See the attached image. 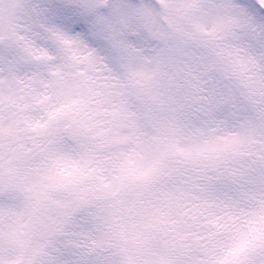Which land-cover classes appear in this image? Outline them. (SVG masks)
<instances>
[{"label":"rangeland","instance_id":"rangeland-1","mask_svg":"<svg viewBox=\"0 0 264 264\" xmlns=\"http://www.w3.org/2000/svg\"><path fill=\"white\" fill-rule=\"evenodd\" d=\"M105 1L0 2V264H130L146 241L134 264H264L243 179L210 191L184 167L135 206L131 187L164 158L264 159V0ZM172 24L218 32L245 100Z\"/></svg>","mask_w":264,"mask_h":264},{"label":"trees","instance_id":"trees-1","mask_svg":"<svg viewBox=\"0 0 264 264\" xmlns=\"http://www.w3.org/2000/svg\"><path fill=\"white\" fill-rule=\"evenodd\" d=\"M112 10L113 12H115L114 9ZM188 37L191 39L194 38V41L197 44H199L200 46H203L202 48L205 49L207 53L213 57L218 67H221L222 61L218 59L219 57L216 55L215 50L212 49L211 46H209L210 42L212 43L213 41H215L216 39L215 34H211L207 36H199L194 33H190ZM170 42L173 44H176L174 43L173 39H171ZM170 48H171V52L170 53L168 52L170 55V60L168 62V65H166L165 67L166 71H165V74L162 76L161 80L165 79L166 72H170V70L174 69L172 62L174 63L173 60L175 57H173L174 54H172L173 48L171 44H170ZM166 54H167V51H166ZM244 152H248L246 147L240 148L239 150L236 149L230 153H226L225 155L221 157H217L216 159L215 158L202 159V160L195 159V160H190L189 162L188 161H174L170 158H164L160 162L159 168L156 171L155 175L152 176L145 183L138 186V188L136 189L137 197L145 196L151 193L153 190L159 188L161 185H165L169 180L174 179L176 169H182L184 167H187L188 169H192L196 173H198V171L200 170L210 168L211 170H213L212 172L213 180L222 182L224 186H226L227 188H231L235 184L234 181H236L238 178L239 169L227 168L228 167L227 164H229L231 160L235 158H239L240 155L244 154ZM169 166H172V167H169ZM257 176L261 178V172H258ZM167 178H169V180ZM251 183H252V180L244 179L242 184L243 185L247 184L249 186L251 185ZM252 192H254L253 189H250V194ZM259 193H263V192L260 191ZM154 244H158L157 241H146V242H142L141 245H138L136 248L132 250L129 249L130 250L129 252L130 261L128 262L130 264H134L135 258L139 257L141 253L146 252V251L156 250V247L152 246Z\"/></svg>","mask_w":264,"mask_h":264},{"label":"water","instance_id":"water-1","mask_svg":"<svg viewBox=\"0 0 264 264\" xmlns=\"http://www.w3.org/2000/svg\"><path fill=\"white\" fill-rule=\"evenodd\" d=\"M0 41H1V39H0ZM63 132L65 134H67V136H68V138L70 140H74V138L76 136V133H75L74 129L71 126L64 127Z\"/></svg>","mask_w":264,"mask_h":264}]
</instances>
